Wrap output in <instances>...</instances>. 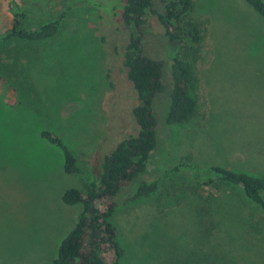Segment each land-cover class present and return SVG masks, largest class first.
Instances as JSON below:
<instances>
[{
	"label": "rangeland",
	"instance_id": "obj_1",
	"mask_svg": "<svg viewBox=\"0 0 264 264\" xmlns=\"http://www.w3.org/2000/svg\"><path fill=\"white\" fill-rule=\"evenodd\" d=\"M193 1L194 15L209 18L212 59L200 73L208 108L202 119L165 123L177 48L148 16L141 51L163 63L164 91L151 107V162L122 188L110 218L124 250L119 264H264L262 212L236 189L197 194L190 176L206 166L264 175V19L243 0ZM0 2L25 15L23 27L60 20L54 38L25 45L29 67L22 60L25 75L12 76L17 92L0 79V264H52L82 212L65 205L63 193L84 190L104 156L139 134V100L123 65L127 0ZM153 7L164 10L160 0ZM4 19L0 12V26ZM14 44L0 41L2 63ZM43 131L73 153L79 174L64 172L63 151ZM152 181L155 193L135 198L138 185Z\"/></svg>",
	"mask_w": 264,
	"mask_h": 264
},
{
	"label": "trees",
	"instance_id": "obj_2",
	"mask_svg": "<svg viewBox=\"0 0 264 264\" xmlns=\"http://www.w3.org/2000/svg\"><path fill=\"white\" fill-rule=\"evenodd\" d=\"M160 1L164 5L162 12L154 9V0H127L123 9L122 23L128 31L123 65L139 100L132 110L140 129L139 134L124 139L104 156L98 166L99 172L90 175L84 190L68 189L63 193L62 202L68 206L80 205L82 212L75 227L62 240L52 264H119L124 255L117 241V230L110 218L115 212L116 197L122 188L142 176L151 162L157 143L156 122L151 107L154 96L164 91L163 63L144 57L141 51V29L148 16L157 18L167 42L177 48L170 63L172 88L165 123L179 126L196 117L202 119L206 114L208 101L200 73L212 59L209 18L194 15L193 0ZM243 1L264 19V0ZM0 12L6 18L0 26V41L15 42L3 51L6 58L11 59L10 62L2 63L0 52L1 85L6 91H14L12 76L20 72L25 75V68L20 62L25 60L29 67L30 54H27L25 45L54 38L59 31L60 20L27 28L21 22L25 15L11 9V5L7 8L0 6ZM23 101L26 103L25 98ZM41 136L63 151L64 172L69 175L79 174L75 156L62 141L48 131H43ZM178 168L176 166L175 170ZM191 172L197 194H201L197 188L220 191L224 188L236 189L249 208H257L264 215V175L237 172L222 166H206L203 169L196 167ZM157 185L156 181L142 182L138 185L135 198L154 194Z\"/></svg>",
	"mask_w": 264,
	"mask_h": 264
}]
</instances>
